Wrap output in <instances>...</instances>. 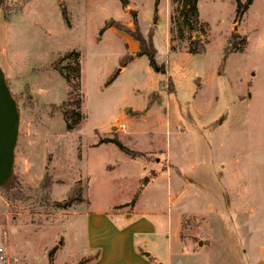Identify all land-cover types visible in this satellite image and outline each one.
<instances>
[{
  "label": "rangeland",
  "instance_id": "1",
  "mask_svg": "<svg viewBox=\"0 0 264 264\" xmlns=\"http://www.w3.org/2000/svg\"><path fill=\"white\" fill-rule=\"evenodd\" d=\"M127 1H1L0 20L16 15L27 30L45 94L4 78L19 114L18 186L15 199L0 190V246L9 264H86L87 209L139 210L159 214L156 234L135 240L159 262L254 264L264 255V0L239 19L235 0H198L195 31L185 0H158L156 12L155 0ZM132 13L145 41L152 33L153 66L116 28L133 32ZM196 40L204 52L190 55ZM68 100L82 116L72 132ZM179 220L181 244L166 238Z\"/></svg>",
  "mask_w": 264,
  "mask_h": 264
},
{
  "label": "crops",
  "instance_id": "2",
  "mask_svg": "<svg viewBox=\"0 0 264 264\" xmlns=\"http://www.w3.org/2000/svg\"><path fill=\"white\" fill-rule=\"evenodd\" d=\"M15 17L3 15L0 20V69L4 78L17 91L28 90L41 97L45 90L38 83L39 68H35L33 62L34 46L27 36V30L24 26L19 27ZM155 216L159 214L139 210L120 214L87 209L84 213L87 224L85 247L89 254L86 264H171L169 258L159 262L151 254L144 256V252L135 244L136 238L146 244V239L156 234V227L151 220ZM166 234L167 239H177L176 242L181 244L180 220L177 221L176 229L172 232L171 228ZM263 249L264 246H261V253ZM254 264H264V255L259 254Z\"/></svg>",
  "mask_w": 264,
  "mask_h": 264
},
{
  "label": "trees",
  "instance_id": "3",
  "mask_svg": "<svg viewBox=\"0 0 264 264\" xmlns=\"http://www.w3.org/2000/svg\"><path fill=\"white\" fill-rule=\"evenodd\" d=\"M121 5L123 8H125L128 4L127 0H120ZM197 2L198 0H185V6L187 8L186 10V15L190 18L191 20V26L190 29L191 30H196L199 27V15H198V10H197ZM236 2V17L237 19H239L242 14H244L248 7L252 4L253 0H246L244 3H241L239 0H235ZM158 4V0H155V10L154 12H156V6ZM62 11V17L64 20H66V15H65V11ZM132 24L134 27V31L131 32L128 29L124 28L123 26L120 25H116L117 29L119 31H122L128 35H130V37L138 44L139 46V51L136 53L135 57H141V56H146L149 64L151 66L154 65V55H155V49L152 45V33L149 32L148 35V40L145 41L141 35V33L139 32V27H138V22L136 20V16L134 13H132ZM103 31H100V33ZM199 41L196 40L193 42V47L189 50V54L190 55H197V54H201L204 52V49L202 47H198L199 46ZM78 58L79 55L78 53L75 52H70L67 53L63 59L66 61H71L72 63V70H73V75L74 77L77 79L79 77V64H78ZM129 59H123L121 61V68H123L127 63H128ZM54 66V70L57 71L59 73V75L64 78L66 81H70V76L67 72V66L66 67H58L56 64H53ZM120 72V70L118 71ZM115 74L112 75L110 77V81L113 80ZM77 83L74 85L75 87H77ZM78 101V100H77ZM74 102V101H66L62 104V116L63 119L65 121V129L67 132H72L73 130H75L74 128L77 127L82 120V116L79 112V105L78 102ZM74 107V108H73ZM70 122V123H69ZM116 146L118 147V149L120 151L125 152L127 155H130L131 157L135 158L136 156H139L137 154H134L130 151H126L125 149H123L118 143H115ZM17 184L13 182V179L9 180L2 188H0V190H3L5 193V197L7 199H15L16 195H15V191L17 188ZM41 188L43 189H49L50 188V183H48L47 181V177H45L43 179V182L41 184ZM79 200L78 194L77 197L75 198H69L67 199L65 202L63 203H55V207L58 210H66L68 208H70L75 201ZM53 255V250L50 251L49 253V261L51 260ZM77 264H83V262H79Z\"/></svg>",
  "mask_w": 264,
  "mask_h": 264
},
{
  "label": "water",
  "instance_id": "4",
  "mask_svg": "<svg viewBox=\"0 0 264 264\" xmlns=\"http://www.w3.org/2000/svg\"><path fill=\"white\" fill-rule=\"evenodd\" d=\"M18 124L17 106L0 69V188L12 177ZM147 255L144 253V256Z\"/></svg>",
  "mask_w": 264,
  "mask_h": 264
},
{
  "label": "built area",
  "instance_id": "5",
  "mask_svg": "<svg viewBox=\"0 0 264 264\" xmlns=\"http://www.w3.org/2000/svg\"><path fill=\"white\" fill-rule=\"evenodd\" d=\"M0 264H9L6 250L0 246Z\"/></svg>",
  "mask_w": 264,
  "mask_h": 264
}]
</instances>
